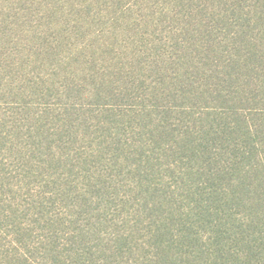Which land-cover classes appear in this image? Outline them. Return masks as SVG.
<instances>
[{
    "label": "trees",
    "instance_id": "16d2710c",
    "mask_svg": "<svg viewBox=\"0 0 264 264\" xmlns=\"http://www.w3.org/2000/svg\"><path fill=\"white\" fill-rule=\"evenodd\" d=\"M256 8L231 13L240 29L224 41L191 31L179 60H190L194 76H110L93 84L86 111L65 100L76 129L58 147L74 146L82 130L75 158L88 168L57 174L47 202L64 211L34 204L43 225L31 245L14 247L12 264H264V10ZM66 82L68 96L80 90Z\"/></svg>",
    "mask_w": 264,
    "mask_h": 264
},
{
    "label": "rangeland",
    "instance_id": "374dc122",
    "mask_svg": "<svg viewBox=\"0 0 264 264\" xmlns=\"http://www.w3.org/2000/svg\"><path fill=\"white\" fill-rule=\"evenodd\" d=\"M251 6L264 10V0H0V264L36 239L43 223L34 204L64 211L55 196L47 202L57 174L88 168L75 158L82 130L74 146L58 147L76 129L65 100L86 111L93 84L110 76H194L190 60H179L192 32L209 29L224 41L240 29L231 13L239 19ZM68 80L80 89L69 96Z\"/></svg>",
    "mask_w": 264,
    "mask_h": 264
}]
</instances>
